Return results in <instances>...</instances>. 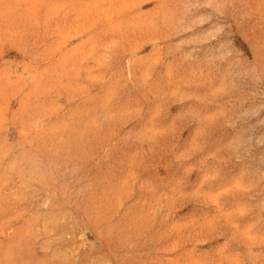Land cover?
I'll return each mask as SVG.
<instances>
[{"label": "rangeland", "instance_id": "rangeland-1", "mask_svg": "<svg viewBox=\"0 0 264 264\" xmlns=\"http://www.w3.org/2000/svg\"><path fill=\"white\" fill-rule=\"evenodd\" d=\"M0 264H264V0H0Z\"/></svg>", "mask_w": 264, "mask_h": 264}]
</instances>
